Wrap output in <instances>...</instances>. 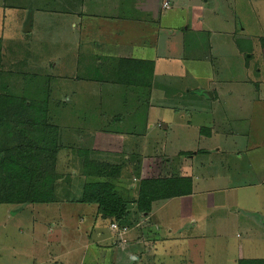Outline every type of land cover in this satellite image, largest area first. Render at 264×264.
Masks as SVG:
<instances>
[{
    "label": "rangeland",
    "instance_id": "1",
    "mask_svg": "<svg viewBox=\"0 0 264 264\" xmlns=\"http://www.w3.org/2000/svg\"><path fill=\"white\" fill-rule=\"evenodd\" d=\"M135 1L129 0L132 5L125 9V16L131 7L133 11H142L146 0ZM60 2L0 0L4 67L12 72L15 84L19 83L20 77L24 80L31 78V73L49 77V86L53 88L49 107L53 122L62 135L55 183L56 198L60 203L0 206V264H29L45 259H50L49 264H83L84 261L87 264L92 261L94 264H167L171 257L172 264L175 261L183 263V259L187 264L209 261V264H220V261L225 264L224 252H230L224 249L226 238H235L246 247L243 255L246 260L253 257L264 260V225L258 224L264 222V0L165 2L163 9H172L163 21L165 34L174 32L177 38L185 35L190 38L191 46L184 54L180 49L176 55L168 54L166 50L172 43L167 40V34L164 35L159 63L163 67L157 86L158 92L166 97L161 99L160 93L156 94L157 98H149L144 89L140 92L135 86L122 87L112 82L105 84L100 96H88L92 89L97 90L96 87L87 82L78 84L72 78L90 79L88 76L94 72L87 70L94 67L96 71L97 64L102 61L93 58L96 44L85 39L81 50L83 68L76 69V50L74 53L71 46L77 39L80 41L79 33L69 28L72 12L65 5L63 9ZM86 3L90 16L98 14L97 10L103 14L99 19L91 17L100 23L92 30L96 31L94 36L122 34L121 27L106 23L105 0ZM31 14L34 17L32 27ZM211 22L215 23V28ZM210 23L212 31L208 29ZM28 24L31 30L25 32ZM187 27L193 29L183 34ZM112 30L119 33L112 35ZM135 31L128 32V39L132 37L135 43L131 46L144 47L134 40ZM83 34L86 36V31ZM230 37L233 40L240 38L239 46L246 57L249 56L246 63L235 54L234 46L230 48ZM101 54V51L97 53L98 56ZM87 64L90 66L85 67ZM95 76L102 75L95 72ZM124 78L117 77L126 81ZM209 93H214L212 100ZM67 94L71 97L66 98ZM150 104H154L153 108ZM155 106L165 110L163 114H155L154 111L159 110H155ZM209 113L213 116L212 121L207 119ZM186 122L195 127H213L215 134L212 141H208L210 145H206L211 152L200 154L205 147L199 141L198 130L194 126L183 127ZM159 123L164 127L158 128ZM176 128L180 134L177 137ZM100 131L119 132L126 136L127 143H115L117 146L113 149L116 153L102 151L95 158L111 165L121 164L123 168L125 164L128 177H144V160H149L147 166L156 164V160L164 167L161 163L164 153L174 156L171 161L189 157L195 180L204 190L191 200L193 208L189 210L182 201L176 200L159 209L143 222L141 228H137V211L131 205L122 223L136 229L124 239L117 233L121 242L118 248L109 246L112 242L108 241L97 246L95 241H89L92 229L104 227L105 223L97 219L96 206L74 200H80L85 189L78 166L87 159L86 155L93 153L87 133ZM70 140L77 141L78 145ZM145 146L148 147L146 153ZM184 151L189 155L181 156ZM225 178L234 190L225 194L230 205L221 208L218 203L223 194L214 190L225 186ZM15 210H19L18 213L15 214ZM200 219L205 223V233L202 234L190 230L194 224L189 221L199 223ZM185 220L189 222L187 234L193 235L190 243L179 241L180 233L177 232L180 222ZM242 224H250V228H244ZM49 230L51 234H48ZM102 230L106 235L111 233L107 228ZM136 233L144 235L140 242L136 241ZM151 239L167 240L158 248L148 243ZM90 244L92 250L88 249ZM151 247L154 250H150Z\"/></svg>",
    "mask_w": 264,
    "mask_h": 264
},
{
    "label": "trees",
    "instance_id": "2",
    "mask_svg": "<svg viewBox=\"0 0 264 264\" xmlns=\"http://www.w3.org/2000/svg\"><path fill=\"white\" fill-rule=\"evenodd\" d=\"M236 46L244 54L238 42ZM244 57L247 62L249 56ZM118 63L117 70L129 75L124 78L126 81L117 82L142 88L150 95L154 62L125 59ZM11 73L4 67L0 41V206L58 204L55 183L61 133L51 115L49 82L44 81V76L32 75L25 80L20 77L15 84ZM81 165L85 189L82 198L74 202L96 206L101 219L109 221L110 227H118V234L124 228L128 233V226L122 222L128 216L129 206H135L137 214L149 215L156 202L188 196L192 191V179L188 177L171 174L164 178L137 179L132 188L123 183L121 165L89 159H84ZM237 264H264V260H240Z\"/></svg>",
    "mask_w": 264,
    "mask_h": 264
},
{
    "label": "crops",
    "instance_id": "3",
    "mask_svg": "<svg viewBox=\"0 0 264 264\" xmlns=\"http://www.w3.org/2000/svg\"><path fill=\"white\" fill-rule=\"evenodd\" d=\"M107 5H106V11L108 12V15H105V19H106V23L110 22V25H113L114 27H121L122 28V34H120L118 32V30H112L110 32V34H115L117 35L119 33V35H117L116 37L113 36H108V35H104V34H98V36H94V33L96 31H92L93 29H95L100 23L98 21L94 22L91 17L94 18H101V16L103 15L102 13H99L97 8V13L98 14H94L92 16H90L87 12L89 10V7L87 5L86 2H97V0H61L60 4L61 7L64 9V5L66 7H68L70 9V12H72V15L69 16L71 18V23L69 25V28H71L72 32H77L79 33V40H76V44L74 46H71V49L76 50L75 53V67L76 69L79 70V67L83 68V58H82V53L81 50L83 49V41H91L93 42L94 45L93 47V51L95 52L93 53V58L100 60L102 62H99L97 65L98 67L96 68H90L87 71L90 72H94L93 74L89 75L88 77L90 79H86V77L83 79H79V78H72V79H76L78 84L87 82L91 85H94L96 87L97 90L92 89V94L89 93L87 94L88 96H100L101 94V90L105 87L106 83L112 82L115 85H120L122 87H124L125 85H121L117 82V73L120 74L123 77H126L128 74V72L123 71V70H117V68L120 66V64L118 63L119 60H125V59H137V60H145V61H153L154 62V79H153V88H152V93L149 96H152V98L154 96H156V94L160 93L162 94V96H160V99L162 97H166V94L162 93V92H158V86H157V81H159V73H161V68L163 66H160V59H161V55L163 53V39H164V35L167 34V40L169 42H171V48L167 49V53L171 54L172 53L174 55H176L180 51L183 50V54L185 53V50L187 47L191 46L190 43V38L186 37L184 35L183 38H177L178 36H176V34H174V32H167L165 34V29H164V24L163 21H165L166 16L169 14V12L172 10L167 9V11H165L163 9V4L169 0H146L142 6V11H133L132 7L130 10V12L127 14V16H125V9L128 6H131L132 4L129 5V0H105ZM174 0H172L173 2ZM134 2V1H133ZM138 2L137 0L135 1V3ZM132 3V2H131ZM158 6V8L156 7ZM104 10V9H103ZM104 10V11H105ZM136 14V15H135ZM211 19H213L212 17H210ZM31 27H32V23L34 22V17L31 14ZM212 26L215 28V23L211 22ZM211 23L209 26V30H211ZM100 27V26H99ZM127 27L129 29H127ZM127 29V30H126ZM193 29L191 27H187L186 30L183 31V34H187L188 32H190V30ZM236 29V28H235ZM133 30H136L134 35H136V37L134 38L135 41L141 42V44L144 45V47H134L131 46V43L133 42V38L131 37L130 39H128V32L131 31V34L133 32ZM195 30V29H194ZM84 31H86V36L83 34ZM209 31V32H210ZM206 32V31H205ZM143 34V35H142ZM142 35V36H141ZM84 36V40L83 37ZM80 37H82V39H80ZM91 39H90V38ZM231 38V37H230ZM86 39V41H85ZM142 39V41H141ZM238 42V45L240 43V38H237L235 40H233V37L231 38V46H234L236 48L235 54H238L240 57H242L245 61V54H242L239 52L238 47L236 46V43ZM135 44V43H134ZM213 43H211V48H212ZM217 45V42H216ZM66 47V46H65ZM189 50V49H188ZM101 51L102 54L101 56H98L97 53ZM248 58V57H246ZM167 62V61H166ZM246 63V62H245ZM86 66H90V64L85 65ZM165 66V65H164ZM95 72H100L102 76H95ZM32 75H39V76H45L44 81L49 82V77L46 75H42V74H36V73H31ZM103 81L104 83L99 82ZM110 87L112 86L111 84H108ZM103 89V90H104ZM140 92L143 90L142 88H137ZM51 93H53V88L50 87ZM210 90V88H209ZM146 92V90H144ZM211 95L210 99H213V95L214 93H209ZM215 96V95H214ZM67 97H71L70 94H67L65 96ZM167 97H171V95H167ZM209 97V96H208ZM157 98V96H156ZM68 102H71L70 100H67ZM152 104H150L151 106ZM154 104L152 105L153 108ZM159 108V107H158ZM157 106L154 107L155 110L158 109ZM160 110V108H159ZM158 110V111H159ZM158 111H154L155 114L157 115H161V113L163 114V110L161 108V110ZM173 113V112H172ZM207 118L209 121L213 120V116L207 115ZM54 120V117H53ZM183 121V119H182ZM151 122V121H150ZM148 125L149 122L147 123ZM185 128L189 129L191 128L192 125L190 122H186L184 123ZM173 126V125H172ZM158 128H163L164 124L163 123H159L157 125ZM194 129L198 130V137H199V141L200 143L202 142V144H204L205 149H202L204 151V153H208L211 152L210 148H206V145L209 146L210 142L213 139V133L215 134V130H213V127L210 128H205V127H193ZM177 129V128H176ZM201 129L203 130L201 132ZM177 134H175V137L180 136L179 134V129H177ZM70 134V133H69ZM87 136L90 138V142H91V146H93L92 150L93 153L90 155H86L87 159L91 160V161H95V162H103L101 161L100 158H95L97 156V153H101L102 151L105 153H109V154H114L116 153L114 151V147H116L117 145H115V143L117 144H121L123 145L124 142L127 143L128 140L125 139L126 136L122 135L119 132H109V131H100L99 133L96 132H90L87 133ZM193 137V135H191ZM62 137V135H61ZM62 140V139H61ZM204 141V142H203ZM210 141V142H208ZM71 143L78 145L77 141H73L70 140ZM206 142V143H205ZM150 146H152V144H148ZM215 145V144H214ZM77 147V146H76ZM145 153L148 152V147L145 146ZM220 150H218L219 152ZM226 151V150H225ZM181 152V153H185ZM203 153V154H204ZM229 153V152H226ZM174 157V156H173ZM170 156V154H165L162 156L161 163H164V167L163 166H159L157 164V161L154 160V162L156 164L154 165H150L147 166L146 163L149 161H145L144 160V164L142 165V173L144 174L143 178H139V180L141 179H147V178H164V177H169L171 176V174H175V175H179L181 177H188L190 179H192V188H191V193L188 196H184V197H178V198H173L170 200H166V201H160V202H156L155 204H153V210L151 212V214L146 215V214H136L137 215V228H141L144 225V221L147 218H150L151 216H153L155 214V212H157L159 209H162L163 207H165L166 205L175 202L176 200H179V202L182 201V203H184L185 208L191 210L193 208L192 202L191 200L193 198H195L198 193L204 191L202 186L199 185L198 180H195V174L193 171V167L192 164H190L189 162V157L187 158H180L179 160H173L171 161V159L173 158ZM171 158V159H170ZM192 158V157H190ZM129 160V159H127ZM141 160H138V162H141ZM160 162V161H159ZM174 162L173 165H171L170 163ZM83 163V162H81ZM81 163L79 164L78 168H80V171L82 172V165ZM110 163H114L115 162H110ZM122 163H125L122 162ZM116 166L121 165V164H115ZM202 167V165H201ZM124 172L122 175L123 181L125 183H127V185H132V188L134 186H136L138 180L135 179L134 176L128 177L127 174H125V170H126V166L124 164V168H123ZM83 181L84 178L82 177ZM195 180V181H194ZM226 182H225V186L222 188H219L217 190L214 191H218V193L223 194V197L220 199V203H218V206L222 208V206L224 205L223 208H225V206H227V204L230 205V202L228 203L226 200L227 198L225 197V194H227L228 191H233L234 188L231 186L230 181L225 178ZM210 182H212V180H209ZM203 185V184H202ZM213 191V190H212ZM220 191V192H219ZM214 193V192H213ZM221 200L223 201V203L221 202ZM181 203V204H182ZM10 207H15V206H10ZM16 207H20V206H16ZM227 209V208H226ZM20 210V209H19ZM19 210H15V214L18 213ZM228 212H230L232 214V212L227 209ZM226 211V212H227ZM227 212V215H229V213ZM13 213V211L11 212ZM96 217L97 219L101 220L103 223H105V226H100L99 228H93L92 231L89 233L88 238L90 239L89 241H95L94 243L97 244L103 242L104 241H108L112 242V244H110L109 246L111 247H116L120 245L119 243H121L119 241L120 237L117 235V232H115L114 230L111 229L110 227V222L109 221H105L104 219H101V216L98 215V211H97V207H96ZM231 218V217H230ZM153 219V218H152ZM193 221L194 226L191 227L190 230L194 231L195 233H205V223L204 220L200 219L199 223L198 221L196 222V220H190L189 222ZM186 220L185 221H181L180 225L181 227H179L177 229L178 234L180 233V240L179 241H183L186 243H190L191 239L193 238L191 236H193L192 234H187L186 231V227L188 226V223ZM237 223L240 224V220L236 221ZM258 224L260 226L264 225V222H262V224L260 222H258ZM102 225V224H101ZM179 225V226H180ZM244 228H250V224H242ZM108 229L111 233L110 235H106L104 233V230L102 229ZM136 229V228H135ZM135 229H131L130 227H128V233L126 236L123 237V239L127 236H129L132 232H134ZM51 230L48 231V234H51ZM171 233L174 235V230H171ZM186 233V234H183ZM177 234V236H178ZM246 234L249 236V232H246ZM196 235V234H195ZM141 236V237H140ZM91 237V238H90ZM136 237V241L140 242L143 238L144 235L140 234V233H136L135 235ZM154 239V238H153ZM167 239H161V240H155L153 241L152 239L150 240V242H148L149 244L160 248L161 245L166 241ZM178 240V239H177ZM208 240V238H207ZM124 240L125 245H128V242ZM153 241V242H152ZM226 244L224 245V249H229L230 252L225 254L223 257L227 258V262L225 264H237L238 261L240 260H246L244 258V253H245V249L246 247L243 244H239L238 240L234 239H229L226 238L224 241ZM94 244V245H95ZM108 245V244H107ZM100 246H98L99 248ZM97 248V249H98ZM152 248V247H151ZM89 250H92V246L91 244L88 246ZM187 249V248H186ZM150 250H154L153 248ZM187 251H190L189 249H187ZM54 259V258H53ZM87 259V258H86ZM115 259V258H114ZM252 260H256V257L250 258ZM37 261H33L34 263H29V264H49L50 263V259H45V260H38ZM172 257L169 261H167V264H172ZM183 263H179V264H187L185 263V260H182ZM210 262V261H209ZM209 262L206 264H209ZM224 262L220 261V264H223ZM83 264H87L86 261H84ZM89 264H94V261H92ZM174 264H177L176 261L174 262Z\"/></svg>",
    "mask_w": 264,
    "mask_h": 264
},
{
    "label": "built area",
    "instance_id": "4",
    "mask_svg": "<svg viewBox=\"0 0 264 264\" xmlns=\"http://www.w3.org/2000/svg\"><path fill=\"white\" fill-rule=\"evenodd\" d=\"M167 5H165V7H166ZM111 228L114 230V231H118V227L116 226V225H112L111 226ZM118 233V232H117ZM126 233H127V229L126 228H124V229H122L120 232H119V235L121 236V237H124L125 235H126Z\"/></svg>",
    "mask_w": 264,
    "mask_h": 264
},
{
    "label": "water",
    "instance_id": "5",
    "mask_svg": "<svg viewBox=\"0 0 264 264\" xmlns=\"http://www.w3.org/2000/svg\"><path fill=\"white\" fill-rule=\"evenodd\" d=\"M30 30H31V29H30V24H28V26H27L25 32H29Z\"/></svg>",
    "mask_w": 264,
    "mask_h": 264
}]
</instances>
